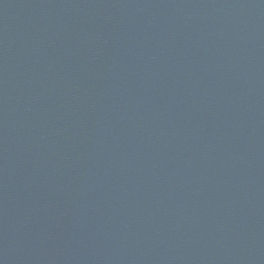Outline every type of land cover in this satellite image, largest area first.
<instances>
[{
  "label": "water",
  "instance_id": "95a60500",
  "mask_svg": "<svg viewBox=\"0 0 264 264\" xmlns=\"http://www.w3.org/2000/svg\"><path fill=\"white\" fill-rule=\"evenodd\" d=\"M0 264H264V0H0Z\"/></svg>",
  "mask_w": 264,
  "mask_h": 264
}]
</instances>
